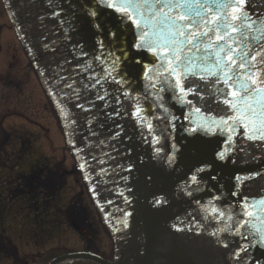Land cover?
I'll list each match as a JSON object with an SVG mask.
<instances>
[{
	"label": "snow or ice",
	"instance_id": "snow-or-ice-1",
	"mask_svg": "<svg viewBox=\"0 0 264 264\" xmlns=\"http://www.w3.org/2000/svg\"><path fill=\"white\" fill-rule=\"evenodd\" d=\"M45 7L46 18L66 37L81 77L69 82L70 77L55 73L60 92L67 88L65 96L85 100L87 107L75 105L84 112L103 109L107 120L134 121L130 131L114 123L110 139L149 144L160 158L162 139L174 140L171 133L179 126L190 135L221 137L215 158L222 164L235 165L238 153L261 164L215 174L210 163L196 167L180 190L199 211L189 213L185 227L174 226L177 232L195 228L197 235L211 227L208 235L225 250L226 264H250V250L264 247V152L249 151L264 149V0H47ZM50 95L55 99L57 93ZM174 105L187 109L186 129L184 123L177 125L181 118L172 112ZM56 106L67 119L59 99ZM171 149L170 165L174 143ZM80 167L83 171L85 164ZM209 179L214 183L209 185ZM213 188L216 193L202 204L196 194ZM119 195L130 203L123 191ZM166 204L152 201L157 208ZM130 215L124 213V228Z\"/></svg>",
	"mask_w": 264,
	"mask_h": 264
},
{
	"label": "water",
	"instance_id": "water-1",
	"mask_svg": "<svg viewBox=\"0 0 264 264\" xmlns=\"http://www.w3.org/2000/svg\"><path fill=\"white\" fill-rule=\"evenodd\" d=\"M7 2L12 19L38 71L40 74L43 73L41 76L48 90L57 93L54 99L55 104L56 99H59L68 113L67 119L62 118L68 128L66 133L69 135L70 131L72 141L75 140L74 152L79 163L85 164L84 172L91 187L95 188V193L92 191L95 200L110 217L111 215L123 217L125 212L131 213L127 217L128 227L125 229L129 234V239L126 240L131 250L134 249L135 243L138 244V250L134 252L133 257L136 256L132 258V263L226 264L223 255L225 250L219 248L214 239L208 235L211 227L199 235L196 234L195 228L190 232L175 231L174 226L185 227L192 219L189 213L195 215L199 211L198 205L192 202V198L186 196L180 189L192 171L205 163L214 166L212 174L219 171L256 169L261 167V164L251 160L250 157H245L243 153H238L234 157L237 158L235 165L222 164L215 158V152L222 146L219 143L221 137L205 136L203 133L190 135L179 126L175 132L171 133L174 140L162 139L160 146L164 147V152L160 158H155L149 144L133 145L128 141L122 142V137L110 139L116 131L114 123H122L130 131L134 121L107 120L103 115V109L84 112L75 105L85 103L87 107L85 100H75L74 97L65 96L64 93L70 92L67 88L60 92L59 86L52 79L55 73L70 77L69 82L71 79L79 82L81 77L77 74L79 72L76 67L78 62L73 58L71 50L65 46L66 37L60 34L59 28L54 27V21L46 18L48 15V9L45 7L47 0H30V2L29 0H7ZM86 39L90 41L91 36ZM45 45L48 47L45 48ZM66 61H71V63ZM35 75L47 94L40 78L36 73ZM56 80H59L58 76ZM81 95L83 96L84 93L81 92ZM142 103L147 104L146 101ZM101 104L103 101H97L98 106ZM125 106H129V102L126 101ZM129 110H131L130 107ZM171 110L181 118L177 121V125L184 123L186 129L188 125L183 120V116L187 109L174 105ZM154 123L164 127L163 121H154ZM173 143L177 150L175 160L170 165L166 157L172 151ZM244 144L247 145V142ZM129 147L134 149L131 156L125 154ZM249 151L261 156L264 149H249ZM78 152L79 155H77ZM141 157L143 163H141ZM100 160L105 163H99ZM130 166L131 172L125 171V168ZM101 169L105 171L101 172ZM202 175L207 177L210 174ZM80 176L82 178V174ZM149 176L152 178L151 181L146 179ZM207 182L209 185L214 183L210 179ZM121 191L129 198L130 203L124 202V197L119 195ZM214 193H216L215 188L211 192L205 189L204 192L196 195L202 198L201 203L203 204ZM154 198L166 200L167 204L160 208L153 207ZM180 221H184V224ZM131 257L132 252L129 251L125 258L128 264L131 262ZM249 261L250 264H264V247L252 248L249 252Z\"/></svg>",
	"mask_w": 264,
	"mask_h": 264
},
{
	"label": "rangeland",
	"instance_id": "rangeland-1",
	"mask_svg": "<svg viewBox=\"0 0 264 264\" xmlns=\"http://www.w3.org/2000/svg\"><path fill=\"white\" fill-rule=\"evenodd\" d=\"M10 22L0 0V120L4 118L3 123L0 122V138L5 136L2 140L0 139V145L4 143L5 146L9 141L11 145L16 144L15 138L21 137L25 146L16 152V156L20 157L29 156V153L32 152L29 143L32 142L38 152L39 159L46 160L51 167L50 169L42 167L36 169L38 178L40 177L41 181L48 183L47 177L51 173H57L59 176L63 174L59 184L63 188V192L65 191L67 194L63 203L70 208L78 204L76 196L82 190L80 195L85 203L87 224L97 230L95 232L99 245H109L112 248L111 235L102 221L100 222L97 210L89 198L66 144L59 119L32 70ZM6 99H8L7 104H3ZM10 129L15 131L12 132ZM11 158L12 156H8L6 160ZM7 172L1 170L0 175ZM42 174H46V178ZM8 175L15 176L16 172H11ZM50 178L56 179L53 175H50ZM7 186L8 181L0 180V191L7 189ZM47 217L51 218V215L48 214ZM62 231L63 233L54 232V235L62 234L55 241V248L61 247L64 252H69L85 246L84 242L80 243L79 241V238L82 239V237L75 233L71 226L68 225ZM24 240L19 239L16 242L21 252L27 254L30 249L25 247ZM111 254L112 250L108 252L109 257ZM28 255L31 253L29 252Z\"/></svg>",
	"mask_w": 264,
	"mask_h": 264
},
{
	"label": "flooded vegetation",
	"instance_id": "flooded-vegetation-1",
	"mask_svg": "<svg viewBox=\"0 0 264 264\" xmlns=\"http://www.w3.org/2000/svg\"><path fill=\"white\" fill-rule=\"evenodd\" d=\"M32 178L24 177V181H19L18 190L15 194L6 193L5 190L0 191V264H49L54 259L69 253L64 252L61 247H54L53 243L46 242L43 237H41L40 244L35 241L37 238V229L34 225L28 226V224L37 222L35 217H32L31 221L29 219L30 215L37 212L38 210V194L35 185L32 183ZM33 189V193H32ZM24 197V199H23ZM44 205V204H43ZM42 205V206H43ZM8 209H5V208ZM48 207H53L49 205ZM15 208V209H13ZM5 214L12 215L13 218H17L20 226H4V211ZM43 212L46 211V206L41 207ZM61 211L69 219V209L65 207L64 203L61 204ZM77 213L80 210H76ZM6 217V216H5ZM85 228L91 238L85 243V246L81 247L77 252L88 253L94 256H99L101 259L113 263L112 257L108 255V252L112 250L109 245H99L97 233L92 228ZM18 234V236H16ZM25 239L24 244L26 248L34 250L28 253L21 252L20 248L17 246V240ZM81 243V241H80ZM57 264H97L91 260H67Z\"/></svg>",
	"mask_w": 264,
	"mask_h": 264
}]
</instances>
